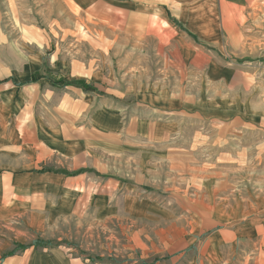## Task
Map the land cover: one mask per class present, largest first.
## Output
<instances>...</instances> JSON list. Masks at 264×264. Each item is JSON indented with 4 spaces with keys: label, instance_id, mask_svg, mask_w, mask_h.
<instances>
[{
    "label": "crops",
    "instance_id": "1",
    "mask_svg": "<svg viewBox=\"0 0 264 264\" xmlns=\"http://www.w3.org/2000/svg\"><path fill=\"white\" fill-rule=\"evenodd\" d=\"M65 1L164 24L186 74L135 90L103 68L54 66L0 31V264H88L53 241L166 209L211 228L204 245L190 240L195 263L264 264V177L225 173L229 136L240 147L254 134L264 156V55L249 41L262 0Z\"/></svg>",
    "mask_w": 264,
    "mask_h": 264
},
{
    "label": "rangeland",
    "instance_id": "2",
    "mask_svg": "<svg viewBox=\"0 0 264 264\" xmlns=\"http://www.w3.org/2000/svg\"><path fill=\"white\" fill-rule=\"evenodd\" d=\"M254 11L257 16L249 30V41L258 47L259 56L264 55V0ZM0 20L7 44L21 43L23 49L32 43L53 59L54 66L65 63L103 68L122 83L134 80L135 90L137 84L158 82L174 87L176 80L185 78L184 66L173 62L174 47L164 24L143 21L122 10H82L65 0H0ZM31 31L38 32L39 37L29 35ZM191 131L187 137H192ZM200 139L204 143L205 139ZM255 141L252 133L245 135L244 146L240 147L236 136L225 138V173L245 179V185L258 186L264 177V156L260 158L253 147ZM219 152L216 148L201 154L208 157ZM164 202L168 207L172 201ZM192 217L196 216L166 209L165 214L119 219L117 224H103L96 230L79 232L77 238L54 240L53 244L70 245L74 254L89 260L88 264H197L190 240H203L204 245L212 230L200 220L198 225L193 224Z\"/></svg>",
    "mask_w": 264,
    "mask_h": 264
},
{
    "label": "trees",
    "instance_id": "3",
    "mask_svg": "<svg viewBox=\"0 0 264 264\" xmlns=\"http://www.w3.org/2000/svg\"><path fill=\"white\" fill-rule=\"evenodd\" d=\"M53 81L58 84V85H69V84H76V85H79V86H82L84 87L85 89L87 90H96V88L90 84H87L86 82L84 81H75V82H71V81H67L65 80L64 78H61L59 80H56V79H53ZM19 247L21 248H25L27 247V245H19Z\"/></svg>",
    "mask_w": 264,
    "mask_h": 264
}]
</instances>
